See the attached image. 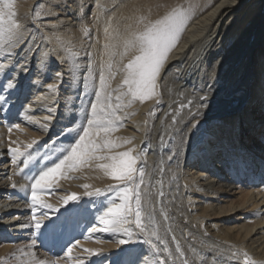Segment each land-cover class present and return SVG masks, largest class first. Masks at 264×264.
Returning <instances> with one entry per match:
<instances>
[{"label": "bare ground", "instance_id": "obj_1", "mask_svg": "<svg viewBox=\"0 0 264 264\" xmlns=\"http://www.w3.org/2000/svg\"><path fill=\"white\" fill-rule=\"evenodd\" d=\"M0 12V264H264V0H0ZM177 15L151 95L134 98L140 37ZM85 129L96 158L65 165L33 203L34 179ZM125 152L143 226L127 217L131 239L104 230L123 202L107 189L124 184L101 165Z\"/></svg>", "mask_w": 264, "mask_h": 264}, {"label": "snow or ice", "instance_id": "obj_2", "mask_svg": "<svg viewBox=\"0 0 264 264\" xmlns=\"http://www.w3.org/2000/svg\"><path fill=\"white\" fill-rule=\"evenodd\" d=\"M3 20V13L0 12V22ZM184 18L182 16H170L163 21H159L156 25H153L146 33L140 37V43L143 54L138 56L136 60L128 64V75L125 80V84L128 85L129 93L135 98L146 99L151 95L155 78L168 54L169 50L174 46L177 41L178 35L184 26ZM2 34V32H0ZM103 83V78H101ZM201 103L207 100V97H201ZM95 113V108H93ZM109 116L115 117V112L111 111L108 113ZM118 119V117H115ZM110 123V121H109ZM89 128L92 127L93 121H88ZM195 124L191 125L195 128ZM97 128H104L105 131L109 129L104 126L101 122H96ZM90 133L87 129L83 131V135L80 136L79 142H77L70 150V153L62 159L59 163H56L53 167H49L43 171L37 178L34 179L32 184L31 200L33 203L39 201L40 197L37 195V191H50L51 189L46 188V185L51 181L55 180L60 170L67 165L70 168H74L79 163H87L90 160L96 158L95 153L99 149V145L90 138ZM10 151H17L12 150ZM127 159H122L120 164L113 163L111 165H101V167L111 168V175L119 180L124 187H117L115 189L109 188L108 192L115 191L118 196L121 197L122 203L112 211L113 219L106 221V230L109 233H119L124 231L128 239H131V233L128 229L123 228V224L127 222V217L134 213L135 223L140 227L143 232V226L141 225L140 215V189L139 185L133 182V172L135 171L134 165L136 159L125 152L122 154ZM115 159V158H113ZM142 181V177H141ZM131 184V186H129ZM101 191L88 192L87 196L102 195ZM135 196V206L133 208L131 201ZM79 197L76 195L69 196L65 201L67 204L69 201L77 200ZM44 207H50L49 205H42ZM103 219V217H101ZM41 223L37 221L35 227L39 229ZM95 231V230H93ZM91 235V233L89 234ZM128 239L119 240L120 244L126 243ZM151 243V241H146ZM35 243V241H34ZM71 251V249H68Z\"/></svg>", "mask_w": 264, "mask_h": 264}, {"label": "rangeland", "instance_id": "obj_3", "mask_svg": "<svg viewBox=\"0 0 264 264\" xmlns=\"http://www.w3.org/2000/svg\"><path fill=\"white\" fill-rule=\"evenodd\" d=\"M132 204V203H131ZM28 217V216H27ZM224 227H229V225H225Z\"/></svg>", "mask_w": 264, "mask_h": 264}]
</instances>
